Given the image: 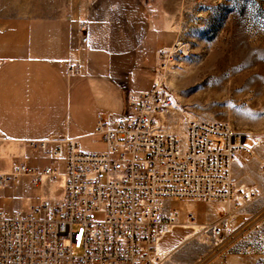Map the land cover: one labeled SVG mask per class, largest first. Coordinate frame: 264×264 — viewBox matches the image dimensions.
Wrapping results in <instances>:
<instances>
[{
  "label": "built area",
  "instance_id": "2783aa9c",
  "mask_svg": "<svg viewBox=\"0 0 264 264\" xmlns=\"http://www.w3.org/2000/svg\"><path fill=\"white\" fill-rule=\"evenodd\" d=\"M166 64L158 62L161 69ZM173 103L163 80L138 95L127 94L115 127L98 116L103 151H83L66 136L55 148L33 143L55 161L41 167L20 163L13 174H0V183L19 182L27 174L33 185L43 177L63 180V191L30 213L0 216V264H159L157 244L180 217L168 201L232 202L234 165L242 152L254 155L249 135L228 121L185 118L182 140L159 125ZM95 212L103 218L93 219ZM185 217L195 224L198 212ZM235 217L229 211L227 223ZM214 231L224 235L220 226Z\"/></svg>",
  "mask_w": 264,
  "mask_h": 264
},
{
  "label": "rangeland",
  "instance_id": "374dc122",
  "mask_svg": "<svg viewBox=\"0 0 264 264\" xmlns=\"http://www.w3.org/2000/svg\"><path fill=\"white\" fill-rule=\"evenodd\" d=\"M121 1L0 0V65L11 56L3 42L14 22L66 14L108 16ZM140 1L148 13L145 41L157 45L153 84L163 80L174 99L171 112L159 116L160 127L166 126L184 140L185 118L230 122L249 135L247 143L254 152L252 156L242 152L254 162L242 177L243 183L259 186L264 182V0ZM177 43L189 48L187 56L179 45L172 52ZM161 61L169 63L167 69L158 65ZM106 147L98 138L80 142L83 151H103ZM45 191L57 197L61 186L54 182L47 190L43 186L32 188L35 206L42 203ZM194 201L167 202L168 207L179 210L180 217L165 235L166 240L159 242V264H264V192L245 207L253 209L246 214L247 219H233L234 229L227 227L224 204ZM194 207L198 221L189 224L185 216ZM102 218L103 213H93V219ZM218 226L224 230L223 236L215 233Z\"/></svg>",
  "mask_w": 264,
  "mask_h": 264
},
{
  "label": "crops",
  "instance_id": "0c3cea01",
  "mask_svg": "<svg viewBox=\"0 0 264 264\" xmlns=\"http://www.w3.org/2000/svg\"><path fill=\"white\" fill-rule=\"evenodd\" d=\"M147 28L148 13L140 0H122L108 16H36L11 24L3 42L11 56L0 65V174H13L23 162L41 167L55 161L34 148L35 142H45L50 148H55L61 136L79 144L85 138L105 142L96 133L98 116L115 127L126 95H138L156 80L157 45L145 41ZM163 129L168 131L166 126ZM236 164L234 200L208 202L224 204L223 217L230 211L245 220L253 210L245 207L261 197L264 182L259 186L243 183L242 177L254 165L245 154ZM54 182L61 186L59 195L45 191L42 200H58L63 191L60 179L43 177L40 185H33L25 174L19 182L0 183V216L32 212L31 189L43 186L47 190ZM190 201L194 200L177 202ZM193 209L198 212L197 207ZM232 221L228 227L234 229Z\"/></svg>",
  "mask_w": 264,
  "mask_h": 264
},
{
  "label": "bare ground",
  "instance_id": "6f19581e",
  "mask_svg": "<svg viewBox=\"0 0 264 264\" xmlns=\"http://www.w3.org/2000/svg\"><path fill=\"white\" fill-rule=\"evenodd\" d=\"M178 45H179V49L182 48V49H184L186 52H188L186 45L181 46V43H177L176 46H174V47L172 48V52H175L176 48L178 49ZM168 66H169V63L167 62V64H166V69L168 68ZM165 71H166V70H165ZM165 71H164V75H165ZM177 224H178V223H177ZM230 225H231V224L228 222V223H227V227L230 226ZM174 226H175V225H174ZM158 243H159V242H158ZM157 253L159 254V244H157Z\"/></svg>",
  "mask_w": 264,
  "mask_h": 264
}]
</instances>
